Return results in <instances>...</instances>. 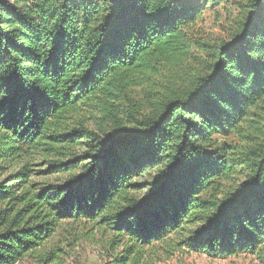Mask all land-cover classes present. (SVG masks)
Wrapping results in <instances>:
<instances>
[{"label": "trees", "instance_id": "trees-1", "mask_svg": "<svg viewBox=\"0 0 264 264\" xmlns=\"http://www.w3.org/2000/svg\"><path fill=\"white\" fill-rule=\"evenodd\" d=\"M203 10L198 0H0V159L47 145L70 155L53 169L85 162L63 182L24 187L21 172L0 182V264L35 254L61 220L99 217L129 239L119 264L197 221L183 240L191 250L264 248V0L242 1L231 36L215 42L194 31ZM93 112L113 130L90 129ZM149 167L163 173L137 197L133 179ZM237 173L242 182L219 191Z\"/></svg>", "mask_w": 264, "mask_h": 264}, {"label": "rangeland", "instance_id": "rangeland-1", "mask_svg": "<svg viewBox=\"0 0 264 264\" xmlns=\"http://www.w3.org/2000/svg\"><path fill=\"white\" fill-rule=\"evenodd\" d=\"M198 1L204 6V10L194 26L195 33L210 39L211 42L230 37L237 23L239 4L245 0ZM134 95L146 112L153 111L144 87L135 88ZM102 116L101 112L87 113L86 125L104 135L113 130L114 122L103 119ZM215 138L219 140L218 144L223 141L227 144L238 143L234 136L223 138L215 135ZM70 149L74 155L83 154L85 146L76 143ZM65 158H70V155H59L58 150L51 151L47 145H42L27 151V155L22 158L12 161L0 159V182H10L11 176L19 172L24 173L22 178L28 181L24 187L31 184L42 186L63 182L81 172L85 164L82 162L67 169L61 166L52 168L54 163L66 161ZM162 173L163 169L160 167L147 168L141 176L133 179L134 187L131 193L137 197L144 196L154 188ZM244 178L243 173L231 176L221 183L219 191L231 192ZM200 226L199 221L190 222L180 234L173 236V243L155 241L151 245H138L128 264H264V248L253 254L239 253L227 257L189 249L183 240H187ZM129 246L128 237L121 236L113 229L112 224L100 217L96 220L67 219L58 223L52 235L35 254L25 256L19 264H119L118 260L125 255ZM50 257H53L52 260L47 261Z\"/></svg>", "mask_w": 264, "mask_h": 264}]
</instances>
